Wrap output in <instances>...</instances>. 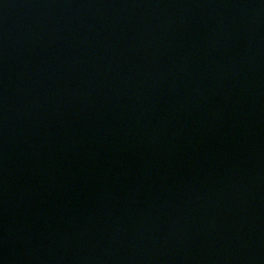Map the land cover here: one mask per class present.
Instances as JSON below:
<instances>
[{
  "label": "water",
  "instance_id": "95a60500",
  "mask_svg": "<svg viewBox=\"0 0 264 264\" xmlns=\"http://www.w3.org/2000/svg\"><path fill=\"white\" fill-rule=\"evenodd\" d=\"M0 264H264V0H0Z\"/></svg>",
  "mask_w": 264,
  "mask_h": 264
}]
</instances>
